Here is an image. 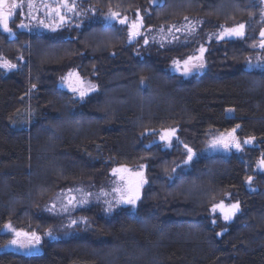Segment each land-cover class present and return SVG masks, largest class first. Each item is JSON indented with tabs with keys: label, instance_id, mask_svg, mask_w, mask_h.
<instances>
[{
	"label": "trees",
	"instance_id": "1",
	"mask_svg": "<svg viewBox=\"0 0 264 264\" xmlns=\"http://www.w3.org/2000/svg\"><path fill=\"white\" fill-rule=\"evenodd\" d=\"M250 2L76 0L51 30L17 17L12 35L0 27L15 65L0 69V264H264V53L219 38L250 18L264 31L263 5ZM197 54L202 73L186 75ZM72 71L97 91L65 90ZM229 133L243 151L203 152ZM120 166L145 167L135 212L98 203L79 224L55 214L62 195L98 191ZM221 201L239 204L230 221L228 208L212 212ZM9 223L36 233L39 252L4 251Z\"/></svg>",
	"mask_w": 264,
	"mask_h": 264
},
{
	"label": "rangeland",
	"instance_id": "2",
	"mask_svg": "<svg viewBox=\"0 0 264 264\" xmlns=\"http://www.w3.org/2000/svg\"><path fill=\"white\" fill-rule=\"evenodd\" d=\"M250 1L252 5L257 4L258 2H261L259 0H250ZM12 2L13 0H8V4H11ZM16 2L20 3L21 7L13 10V15L9 20V26L11 22H13L14 17H17L20 19L18 27L20 29H26L27 31L31 27L36 28L38 31L39 29L51 30L52 26H55L58 22L62 23L60 21L59 16H57L55 12L50 13L49 8L44 7V5H49L51 8H55L61 2V0H31V2L34 5L32 9L28 8V4L30 0H22V1L16 0ZM69 2L71 3L72 0H69ZM263 9H264V6H263ZM60 11L63 15H66V13L68 12L66 9H60ZM252 19L254 18H250V23H248L247 25H244L243 36L225 35L222 39H239V38L245 39L246 38L249 44L251 42H254V43L256 42L254 44V48L258 49L261 53H264V48L260 47L261 42L264 41V37H261V33L260 35L257 36L255 32L257 30L256 29L257 27L256 19L254 20ZM21 24L25 25V27H20ZM1 29L3 30L2 27ZM136 30L137 29H131V32L136 31ZM224 32L225 30L222 33ZM222 33H220L219 35L221 36ZM139 36H140V33L137 35L134 41H136V39ZM189 58L186 59V61H188V64L187 65L184 64V69L185 67H187L189 69L188 74L191 75V73L193 74L201 70L200 65H202V62H201L200 54L193 56L194 59L190 60ZM5 61L7 60L3 56V53H0V69L9 72L13 67L12 68L3 67V64ZM61 86L68 92L72 93L77 98L78 97L80 98L79 93L81 90L85 92L84 97L91 95L97 91V86L94 83L82 78L77 72H74V71L68 73L63 78V81L61 82ZM73 89H75V91H73ZM222 135L224 136L225 139L230 138L229 134H212V136L209 137L208 142L206 143L205 147L203 148L204 150L203 152L205 154L228 153V151H225L222 148L219 150H216L210 147L211 142L215 138L221 137ZM144 173H145L144 166L116 167L110 173L109 178L107 180V184L102 189L98 191H92V193L77 191V192H71V193L62 195L60 197L59 204L56 203V205H59V207L55 208L54 210L55 214L58 216H61L66 221H68L69 219L70 220L72 219V221H76L75 224H79L81 223V219L79 220L81 216H78L76 218H73V216H77L78 211L90 210L93 206L97 205L98 203L102 205V207L106 210L108 214H111L112 212L116 211L119 208H125V209H129L130 212H135L136 209L133 211L131 210L130 205L120 203L119 201H120L121 196L126 198L129 195H133L136 193H138L139 197L141 198V190H142V185L144 183ZM140 198L139 200H137V206L140 201ZM70 200H71V203H69ZM110 205H111V211L108 210ZM224 211H227V210H224ZM9 232L11 236V239H10L11 241L13 238H16V237L13 232L11 231ZM54 235L55 234H53L52 236L56 237ZM19 239L23 240L25 238L22 236V237H19ZM38 245L35 248L28 250V249H20L8 243L3 249L4 251L11 250L17 253L28 254L32 252H39Z\"/></svg>",
	"mask_w": 264,
	"mask_h": 264
},
{
	"label": "snow or ice",
	"instance_id": "3",
	"mask_svg": "<svg viewBox=\"0 0 264 264\" xmlns=\"http://www.w3.org/2000/svg\"><path fill=\"white\" fill-rule=\"evenodd\" d=\"M21 4L16 2V0H13V2L11 4H8V0H0V27L3 28V30L9 34H13L12 33V29L9 27V20L13 15V10L20 8ZM34 7L33 3L29 2L28 4V8L32 9ZM45 8H49L50 13L51 12H55V14L57 16H59L60 21L64 22L65 21V16L61 13L60 9H66L68 12H73L76 9V4H75V0H72V2L70 3L69 0H61V2L55 7V8H51L49 5H44ZM49 13V14H50ZM119 14L115 13V12H111L110 16L106 17V20H111V19H115ZM42 23V21H41ZM121 24L127 23L126 19H121L120 20ZM20 27H25V25L21 24ZM132 29H138L139 25L137 23H133L132 24ZM243 28L244 25H238L235 28H231V29H226L224 33L221 34V36L219 38H223L225 35L227 36H243ZM138 32L133 31L130 32V36H135L137 35ZM261 37H264V31L261 32ZM260 47L264 48V41L261 42ZM201 51H203V49H201ZM194 59L193 57L189 58ZM178 63V62H175ZM185 65L188 64V61L184 62ZM3 67L5 68H12L15 67V65H11L9 64L7 61L4 62ZM200 67H203V65H200ZM189 72V69L187 67H185V74L187 75ZM71 75V74H70ZM73 91H75V89H73ZM80 97L81 99L84 97L85 92L83 90L80 91ZM231 111V110H230ZM237 127H239V125H237ZM175 129H169V130H165L162 134H161V140L166 141L169 145L171 144V140L172 137L175 136ZM232 132H235V129L232 130ZM229 139H225L224 136L222 135L221 137H217L215 138L211 144L210 147L216 150L219 149H223L225 151H230L232 148H235L237 151H243L241 142L239 140H237L234 136H232L231 133H229ZM254 140V138H249L248 140H245L243 143L244 144H250L252 143V141ZM185 148L187 149V161L186 162H190L193 159V156L195 155V153L193 152V150L188 147L187 145H185ZM259 164L261 167H264V155L261 156L260 160H259ZM249 179V183H251V177L248 178ZM139 194H133V195H129L128 197H123L121 196L120 198V203L126 204V205H130L131 206V210H135L137 207V200H139ZM74 199V198H73ZM69 203H71V200L69 201ZM225 205L223 203V201H221L220 204L218 205H213L212 208V212L214 213L217 208H219L221 211H223L225 209ZM228 211L224 212L223 218L225 221H230L235 215L236 213L239 211V204H231L227 206ZM109 211H111V205L109 206ZM215 221H213L214 223ZM73 224L76 223V221H72ZM5 228L8 229L9 231L13 232L15 234L16 238H13L11 241H9V243L11 245H14L20 249H28L31 250L33 248H35L39 242H40V237L38 235H36V233H26V232H21V231H17L16 229H14L12 227V225L6 224ZM49 236L52 235L51 232L48 233ZM24 237L25 239L21 240L19 239V237Z\"/></svg>",
	"mask_w": 264,
	"mask_h": 264
},
{
	"label": "water",
	"instance_id": "4",
	"mask_svg": "<svg viewBox=\"0 0 264 264\" xmlns=\"http://www.w3.org/2000/svg\"><path fill=\"white\" fill-rule=\"evenodd\" d=\"M261 1H262L263 6H264V0H261ZM141 28H142V26H139L138 29L136 30V32H138V34L140 33ZM137 35H135L134 37L131 36V41H134L135 38L137 37Z\"/></svg>",
	"mask_w": 264,
	"mask_h": 264
},
{
	"label": "flooded vegetation",
	"instance_id": "5",
	"mask_svg": "<svg viewBox=\"0 0 264 264\" xmlns=\"http://www.w3.org/2000/svg\"><path fill=\"white\" fill-rule=\"evenodd\" d=\"M259 1H261V0H259ZM262 2V1H261ZM126 24L127 23H124V25L123 26H126ZM133 32V31H132ZM201 62H202V60H201ZM195 73H198V74H201L202 73V67H201V70L200 71H198V72H195Z\"/></svg>",
	"mask_w": 264,
	"mask_h": 264
}]
</instances>
